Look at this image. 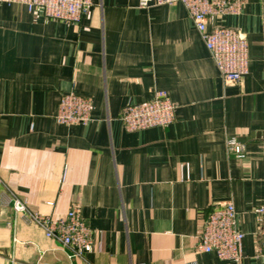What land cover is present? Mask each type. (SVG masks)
I'll list each match as a JSON object with an SVG mask.
<instances>
[{
    "label": "crops",
    "instance_id": "crops-1",
    "mask_svg": "<svg viewBox=\"0 0 264 264\" xmlns=\"http://www.w3.org/2000/svg\"><path fill=\"white\" fill-rule=\"evenodd\" d=\"M93 0L79 24L0 4V264H234L197 248L206 216L231 202L256 258L264 206V0L208 28L238 29L249 73L226 84L182 4ZM165 91L169 128L128 132L129 103ZM93 103L88 124L62 125L63 95ZM245 145L236 158L228 141ZM246 139V141H243ZM32 213L80 212L92 230L82 258L45 236Z\"/></svg>",
    "mask_w": 264,
    "mask_h": 264
},
{
    "label": "built area",
    "instance_id": "built-area-1",
    "mask_svg": "<svg viewBox=\"0 0 264 264\" xmlns=\"http://www.w3.org/2000/svg\"><path fill=\"white\" fill-rule=\"evenodd\" d=\"M0 4L21 5L30 13H38L49 20L79 24L93 6V0H0ZM155 5L182 4L199 32L209 54L226 84H239L249 73L250 53L247 38L232 27L208 28V21L238 16L246 0H140L139 6L148 9ZM176 104L165 91H157L147 101L127 104L121 121L128 132L151 128H169L176 118ZM93 103L90 98L70 92L62 96L56 121L62 125L88 124ZM228 150L236 158L246 156L245 145L236 138L228 141ZM14 210L28 214L45 236L69 248L72 257L82 258L92 243V230L76 209L58 218L32 213L26 202L15 199ZM259 224L256 258L264 259V206L254 210ZM239 214L231 202L211 208L199 236V251L214 254L222 261L242 264L244 240Z\"/></svg>",
    "mask_w": 264,
    "mask_h": 264
},
{
    "label": "water",
    "instance_id": "water-1",
    "mask_svg": "<svg viewBox=\"0 0 264 264\" xmlns=\"http://www.w3.org/2000/svg\"><path fill=\"white\" fill-rule=\"evenodd\" d=\"M262 135L264 136V134H255V133H253V134L251 135V138L261 137ZM243 141H246V139H243Z\"/></svg>",
    "mask_w": 264,
    "mask_h": 264
}]
</instances>
